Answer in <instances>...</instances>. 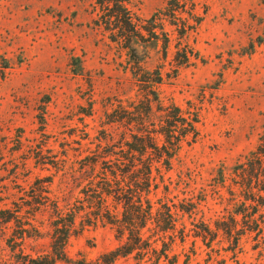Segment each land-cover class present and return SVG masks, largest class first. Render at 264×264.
I'll return each instance as SVG.
<instances>
[{"label": "rangeland", "instance_id": "1", "mask_svg": "<svg viewBox=\"0 0 264 264\" xmlns=\"http://www.w3.org/2000/svg\"><path fill=\"white\" fill-rule=\"evenodd\" d=\"M128 8L142 27L136 54L115 41L117 29L106 30L97 0H0V264H15L21 248L50 250L53 206L39 203L57 196L77 204L85 184L72 171L79 175L98 145L122 137L111 114L120 105L133 111L147 96L155 112L158 98L199 117L195 142L169 171L154 172L151 198L179 215L170 232L177 238L168 260L133 254L111 264L256 263L251 239L235 258L226 242L209 248L194 232L234 210V168L264 132V0H129ZM84 220L77 219L68 255L108 264L105 255L121 244L115 229ZM33 224L42 238L20 246L15 238Z\"/></svg>", "mask_w": 264, "mask_h": 264}, {"label": "trees", "instance_id": "2", "mask_svg": "<svg viewBox=\"0 0 264 264\" xmlns=\"http://www.w3.org/2000/svg\"><path fill=\"white\" fill-rule=\"evenodd\" d=\"M97 3L106 30L117 29L115 36L119 37L115 41L126 40V46L136 54L132 43L142 27L134 22L128 8L129 0H97ZM185 58L188 61V57ZM137 65L136 70L143 72ZM134 74H138L137 71ZM144 78L140 76L138 81L149 82ZM161 80L159 75L156 84ZM155 101L158 103L156 112L153 101L147 96L133 111H130L131 107L120 105L111 114L109 123L117 125L118 130L124 128L125 132L117 142L111 137L112 144L98 145L92 156L83 159L79 175L72 171L80 181L79 186L85 184L80 191L82 196L76 199L77 204L57 196L39 203L45 209L48 202L53 206L54 220L48 235L50 250L32 255L21 248L15 253V264H90L83 257L71 258L67 252L69 239L78 233L77 219L82 214L85 218L83 226L102 222L115 229L121 244L105 255L108 264L133 254L141 261L151 253L159 254V261L162 258L168 260V253L177 238L170 232L176 231L179 215L171 207L165 204L158 207L153 202L154 172L160 174L161 168L169 171L183 146L195 142L199 117L186 116L173 103L166 106L158 98ZM233 183L235 188L230 191V201L234 210L214 220L213 227L202 221V228L194 232V237L201 238L209 248L217 240L220 244L226 242L228 247L223 250L231 252L235 258L243 252V240L251 239L254 242L252 251L258 253L255 264H264V132L256 148L249 152L244 162L235 166ZM72 194L73 190L68 195ZM39 211L40 208L35 210L34 218ZM19 212L15 211V220ZM149 226H154L150 230L154 233L146 237L145 230ZM42 236L39 227L33 224L30 230L22 229L15 239L20 240L21 246L27 239L38 240ZM186 236L184 226L179 231V238L185 241ZM159 242L163 246L160 250Z\"/></svg>", "mask_w": 264, "mask_h": 264}]
</instances>
